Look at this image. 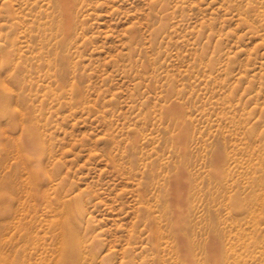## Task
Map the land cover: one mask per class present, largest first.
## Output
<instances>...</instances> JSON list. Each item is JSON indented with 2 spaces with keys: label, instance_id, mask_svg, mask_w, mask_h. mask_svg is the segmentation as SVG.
Masks as SVG:
<instances>
[{
  "label": "rangeland",
  "instance_id": "1",
  "mask_svg": "<svg viewBox=\"0 0 264 264\" xmlns=\"http://www.w3.org/2000/svg\"><path fill=\"white\" fill-rule=\"evenodd\" d=\"M0 0V264H264V0Z\"/></svg>",
  "mask_w": 264,
  "mask_h": 264
},
{
  "label": "bare ground",
  "instance_id": "2",
  "mask_svg": "<svg viewBox=\"0 0 264 264\" xmlns=\"http://www.w3.org/2000/svg\"><path fill=\"white\" fill-rule=\"evenodd\" d=\"M71 0H61V2L63 3V11L66 13H70L71 11Z\"/></svg>",
  "mask_w": 264,
  "mask_h": 264
}]
</instances>
